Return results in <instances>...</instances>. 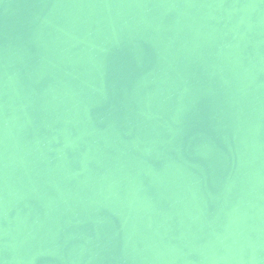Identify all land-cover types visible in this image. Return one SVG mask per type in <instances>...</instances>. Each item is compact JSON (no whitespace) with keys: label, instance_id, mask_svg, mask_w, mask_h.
I'll return each instance as SVG.
<instances>
[{"label":"water","instance_id":"water-1","mask_svg":"<svg viewBox=\"0 0 264 264\" xmlns=\"http://www.w3.org/2000/svg\"><path fill=\"white\" fill-rule=\"evenodd\" d=\"M0 264H264V0H0Z\"/></svg>","mask_w":264,"mask_h":264}]
</instances>
